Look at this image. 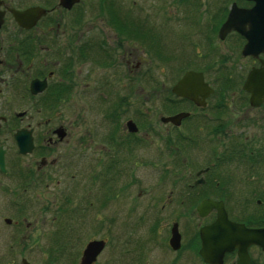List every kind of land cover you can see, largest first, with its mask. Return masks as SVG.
I'll use <instances>...</instances> for the list:
<instances>
[{
  "label": "flooded vegetation",
  "instance_id": "flooded-vegetation-1",
  "mask_svg": "<svg viewBox=\"0 0 264 264\" xmlns=\"http://www.w3.org/2000/svg\"><path fill=\"white\" fill-rule=\"evenodd\" d=\"M98 1L102 13L86 11L85 0H0V264H32V245L44 261L58 262L65 244L79 238V219L102 196V210L116 204L101 226L107 235L96 238L94 232L84 248L92 240H104L106 247L119 234L120 264H264L258 244L248 247L247 262H239L237 248L217 262L200 253V228L217 219L218 206L233 221L264 227V99L252 103L244 87L264 51L243 53L246 33L263 35L264 21L240 12L256 2L216 0L215 9L205 5L192 19L172 88L186 71H195L210 91L195 88L192 99L171 88L151 123L144 95L134 86L158 82L148 68L144 72L151 59L174 64L175 58L161 56L157 36L146 42L155 47L149 50L140 33H129L132 18L120 0ZM233 6V25L221 36ZM18 12L27 16L18 20ZM84 94L103 101L99 134L81 132L78 106H68ZM70 109L76 110L73 119ZM181 112L188 115L180 124L165 120ZM179 142H186L188 156H178ZM144 165L157 171L154 186L143 187ZM66 170L73 189L64 187ZM86 176L84 212L75 204ZM113 178L120 186L111 190ZM205 201L218 206H204L201 216ZM70 210L76 217L68 226ZM174 228L178 247L170 244Z\"/></svg>",
  "mask_w": 264,
  "mask_h": 264
},
{
  "label": "rangeland",
  "instance_id": "rangeland-1",
  "mask_svg": "<svg viewBox=\"0 0 264 264\" xmlns=\"http://www.w3.org/2000/svg\"><path fill=\"white\" fill-rule=\"evenodd\" d=\"M98 2L101 1L85 0V3H83L82 6L88 4V6H85V8L89 13H102L97 9L96 3ZM120 2L121 4H123V8L126 9V12L129 13L130 18H132V20H130L132 21V23L129 24L130 27L134 26L148 32L151 35L157 36L159 39V45L158 47H156V49L162 52L160 53L161 56L172 54L175 58L174 64L167 63V61H163L162 59H159L160 61L155 58L153 60L151 59V62L153 63L149 65V67H147L146 65L144 67V72H146V69L148 68L151 75H155L158 78V82L152 83V81H143L140 85L134 86L133 92L144 95L142 107L145 111L151 114V123H153L156 121L155 115H160L163 112L162 102L168 99L167 95H169V92H171V88L174 83L173 75L178 74L180 69H182L180 59L182 60L185 56V39L188 30L192 28V19L199 17V14L204 10L205 5H207V8H211V10L215 9L216 0H120ZM143 46L145 49H155V47H148V45H146V42L143 43ZM169 65H172V68ZM72 105H76V108L78 106V124L81 132H84L85 135H87V132L89 130V132H91V130L92 132L96 131L97 134L102 131L104 125V112L102 110L104 108V104L102 100L97 99L94 95L89 96L88 94H84L79 96L78 101L72 100L68 103V106L70 108L72 107ZM75 111L76 110L71 109L69 112L67 111L69 118H74V115L76 113ZM181 131H184V126L182 127ZM185 143L179 142L177 144V146L181 145L179 149L180 153L178 154V156L186 157L188 156V154H190L185 148V145H183ZM152 147L155 148L154 145ZM195 151L197 153L196 156H200L199 150ZM144 156L149 155H147L145 152ZM66 172L67 170L65 171V174H67ZM141 172L143 173V187L147 188L148 186H154L153 184L158 183L157 175L155 174L157 173V171L154 169V166L144 165ZM64 176L65 189H73L75 182L71 177H69L68 174ZM86 178L83 181H80L81 196L75 204V207H77V209L79 208V210L81 209L84 212L87 211L86 196L88 194V190H86L87 188H85L84 186L89 182L87 176ZM113 179L111 181V190H114L116 187H118V185L120 186V182H117L115 179ZM98 182L99 181L97 180L96 187H99ZM127 183L130 184V180H127ZM132 188L135 189V186L129 189ZM104 199L105 196H102L97 202L93 203L92 205L89 204L91 206L90 213L84 215L81 219H79V223L81 225H84V227L79 230V238L75 239L76 235H74V239L69 240L65 244L63 257L58 262L54 260L44 261L43 259H41V251L40 248L38 249V245H32L29 251L32 256L31 263L75 264V261L78 259L77 257L80 256L87 242V238L91 234L95 232L93 237L95 236L96 238L104 237L107 235L106 228L101 226H105L107 224L106 222H104L105 216H107L110 212L112 215L114 214L112 210H114L113 207L116 204L114 205V201L112 200V204L114 206L111 208H103L102 210L99 207V204ZM66 205L69 206L70 204ZM75 210H72V212L70 210L71 219L66 220L69 222L65 225H73V223H70V220L75 222L74 216L76 217V215L73 213V211ZM119 214V210H117V217ZM116 221L119 222L118 220ZM195 223H197V220H195ZM131 230L134 231L133 229ZM112 231L119 232L118 229H113ZM132 236H135V234H132ZM121 239L122 238L119 234L111 236L109 243L97 257L96 264H120V261L122 262V247L120 243ZM64 240H66V237H64ZM131 242L132 244L128 245V247H131L130 249H132V246L134 245V242L132 240ZM158 251V249H155L152 252V255H156L155 253H158ZM0 252H2L1 249Z\"/></svg>",
  "mask_w": 264,
  "mask_h": 264
},
{
  "label": "water",
  "instance_id": "water-1",
  "mask_svg": "<svg viewBox=\"0 0 264 264\" xmlns=\"http://www.w3.org/2000/svg\"><path fill=\"white\" fill-rule=\"evenodd\" d=\"M256 3L252 9L240 10L241 14L246 13L251 19L257 17L264 21V0H254ZM236 9L233 6L229 17L220 29V35L224 36L233 25V16ZM27 12L17 13V19L21 20ZM248 42L244 46V54L257 55L259 52L264 51V34L260 36L248 35L246 33ZM202 73L195 71H186L184 75L175 83L172 91L182 97L195 98V88L202 90L208 88L207 84L202 82ZM197 79V81H195ZM244 87L251 93V102L258 104L264 99V60L261 59V65L258 68H253L245 82ZM209 89V88H208ZM201 90V89H200ZM210 91V89H209ZM188 113L181 112L176 115L166 117V121H172L174 124H180L183 117L187 116ZM132 126L133 122H130ZM135 126V125H134ZM136 130L137 128H131ZM218 206L217 203L205 201L198 207L199 214L205 215L203 211L204 206ZM217 219L209 225H204L200 228V237L202 239V247L200 253L206 261L217 262L221 261L225 251H231L235 248L238 249L240 256L239 262H247L248 260V247L251 244H258L264 249V227L263 228H250L244 223H239L229 219L224 207L218 206ZM181 236L177 232L176 228L172 231L170 238V244L173 247H178V243ZM105 247L104 240H92L87 243L84 248L81 263L80 264H93L97 259V256L102 252ZM25 264H29L25 261Z\"/></svg>",
  "mask_w": 264,
  "mask_h": 264
},
{
  "label": "trees",
  "instance_id": "trees-1",
  "mask_svg": "<svg viewBox=\"0 0 264 264\" xmlns=\"http://www.w3.org/2000/svg\"><path fill=\"white\" fill-rule=\"evenodd\" d=\"M130 20H132V19H129L128 20V24H127V27H128V30H129V33L130 32H134V33H140V35L143 37V39H144V41L145 42H148V40H150L151 41V34H149L148 32H146V31H143L142 29H140V28H136V27H134V26H131L130 27V23H132V21H130ZM149 38V39H148ZM151 44H152V41H151Z\"/></svg>",
  "mask_w": 264,
  "mask_h": 264
}]
</instances>
